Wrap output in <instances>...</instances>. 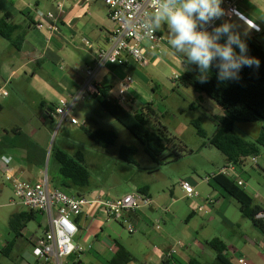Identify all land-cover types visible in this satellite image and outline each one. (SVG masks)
I'll list each match as a JSON object with an SVG mask.
<instances>
[{
  "label": "rangeland",
  "instance_id": "obj_1",
  "mask_svg": "<svg viewBox=\"0 0 264 264\" xmlns=\"http://www.w3.org/2000/svg\"><path fill=\"white\" fill-rule=\"evenodd\" d=\"M147 73L154 76V84L159 86L154 96L158 122L166 127L168 135L175 138V142L181 146L170 148L164 155L163 166L153 163L140 142L92 98L83 106V101L74 106L72 117L80 123L79 126H74L70 119L60 124L36 118V112L24 90L15 85L6 88V92L14 98L15 105L11 109L8 107L5 111H0V140H14L15 143L10 148L3 149L0 146V264H52L36 258L32 244V239L42 236L48 226L44 216L38 215L18 238L10 229L12 215L27 209L18 203L13 184L6 179L2 158L11 157V167L23 169L22 172L31 169L32 173L24 175V180L37 181L38 178L47 176L52 184L53 179L59 175V165L51 157L53 146L70 156H74L76 151L85 154L86 165L91 174V185L85 193H95L90 196L105 195L110 200H119L126 195L138 194L140 189L148 187L154 201L174 214L172 223L160 221L162 230L175 236L174 244L181 242L192 248L195 253L193 257L205 264L213 263L216 257V253L205 246L208 241L215 238L223 240L230 248L228 258L233 264H239V255L234 256L233 249L236 252L243 248L250 250L256 246V241L264 238L253 223L242 216L237 201L207 182V178L217 174L227 162L217 149L203 146L207 141L197 135L193 122L201 120L202 128L210 138L217 130L223 111L213 101L205 98L201 100L192 89L178 87L174 79L181 72L173 75L169 68L157 70L149 66L144 70L140 69L138 76L143 77ZM135 109L136 107L131 112ZM84 124L89 129L115 131L118 134L116 145L108 149L98 147L84 133ZM14 129L21 135L14 132ZM33 130L36 133L33 134ZM261 130V123L235 127V132L247 141H254ZM32 143L40 153L36 151V156L26 161L22 147L30 149ZM122 145H134L138 148L137 165H129L119 159L118 151ZM253 158L254 156L247 158L236 168L245 182V186L241 188L255 199V203L261 204L264 203V148L256 157L257 163ZM184 183L196 188L200 197L188 198L182 187ZM61 189L66 193L72 191ZM209 197L218 201L214 208L206 207L205 199ZM199 207L204 209L203 212L198 211ZM153 230L156 231L155 228ZM126 234L130 236L128 232ZM139 235L143 234L140 232ZM78 238L79 236L74 239V243ZM13 241L15 246L7 256L3 250ZM194 242L204 246V251L190 247ZM78 255L82 259L92 258L90 254ZM255 261L257 264H264V255H259ZM247 264L251 263L247 261Z\"/></svg>",
  "mask_w": 264,
  "mask_h": 264
},
{
  "label": "crops",
  "instance_id": "obj_2",
  "mask_svg": "<svg viewBox=\"0 0 264 264\" xmlns=\"http://www.w3.org/2000/svg\"><path fill=\"white\" fill-rule=\"evenodd\" d=\"M237 7L247 21L234 17L231 20H220L217 26L227 21L233 24V30L245 42H255L264 47V0H240ZM7 14L21 27L15 38L18 39L25 32L27 35L21 50H16L0 36L1 112L15 105L14 98L6 92V88L15 85L24 90L36 112V118L59 123L55 110L63 102L75 106L83 101V106L90 98L94 99L97 88L106 86L112 87L109 99L117 100L122 95L123 83L129 76L133 78V83L124 95L133 102L132 107H136V112L145 105L154 103L153 88H159L154 84L152 74L139 77L140 69L144 70L149 66L157 70L169 68L173 75L179 72L183 75L188 70L189 64L184 63L183 55L176 53L168 43L170 37L166 25L158 31L165 42L157 54H149L150 64L147 67H138L132 63L123 66L106 63L103 67H98V51L109 47L110 35L115 29L101 0H0V18ZM41 23L43 27L38 28L37 25ZM219 42L224 43V39ZM236 51L239 52V49ZM91 71L92 75L89 74ZM3 92L8 95L2 96ZM83 127L87 128L85 124ZM32 133H36V130ZM14 143V140H0L3 149L14 147ZM22 149L25 150L26 161L35 157L36 151L39 152L38 148L33 147ZM13 168L22 179L24 175L32 173L31 169L22 172L23 169ZM41 179L38 178L37 181ZM70 192L77 195L73 190ZM91 194L95 193H85L84 196ZM145 195L153 201L152 207L125 214L137 230L133 235L122 223L110 221L105 210L98 206L86 208L83 216L75 220L79 228L76 236L79 238L75 244L84 249L81 254L92 255V258L82 259L77 254L83 264H110L117 257L119 246H123L133 256L134 261L129 264H164L169 260L175 236L162 230L160 221L172 223L174 214H167L166 207L154 201L149 191ZM258 205L264 207V203ZM140 232L143 235H139ZM34 239L35 237L32 240ZM256 242V246L250 250L243 248L236 252L233 249L234 256L237 254L239 260L245 259L251 264H257L255 260L259 255H264V238ZM184 246L176 251L174 262L187 264L196 258L193 257L195 253L192 248ZM190 247L196 248L195 250L205 249L196 242ZM66 263L71 264L70 259Z\"/></svg>",
  "mask_w": 264,
  "mask_h": 264
},
{
  "label": "trees",
  "instance_id": "obj_3",
  "mask_svg": "<svg viewBox=\"0 0 264 264\" xmlns=\"http://www.w3.org/2000/svg\"><path fill=\"white\" fill-rule=\"evenodd\" d=\"M21 27L15 24L10 14L0 18V36L9 41L16 50H21L27 32L18 39L15 35L20 32ZM248 45V55L260 60V67L242 68L239 81H218V70L213 67L210 71L208 82L199 83V70L196 65H189L188 70L180 76L178 87L192 89L200 96V99L213 101L223 111L215 134L208 138L202 128L201 120L193 122L197 135L206 140L204 147L217 149L225 157L227 164L236 166L242 165L249 157H257L264 148V47L255 42H246ZM94 99L100 107L120 123L144 148L145 154L158 166L165 164L164 155L171 147H181L175 142V138L168 135L166 127L158 122L157 109L154 103H150L140 108L136 112H131L121 106L117 100L109 99L112 87H99ZM156 94L157 89L153 88ZM129 99V98H128ZM133 104V102L129 99ZM133 108V107H132ZM261 123L262 130L254 141H247L235 132L236 125ZM159 125V126H158ZM86 136L98 147L108 149L116 145L118 134L113 130L103 128L88 129L83 128ZM20 132L14 130V132ZM32 147H37L31 144ZM37 154V153H36ZM138 148L134 145H122L118 151L119 159L129 165H137ZM51 157L59 165L58 178L53 179L55 188L73 190L78 196H84L85 190L90 188L91 174L86 165L85 156L82 151H78L74 156H70L64 150L53 146ZM209 185L214 189L233 198L239 203L242 216L250 220L264 235V221L257 219V216L264 211V207L255 203V200L237 183L222 175L211 177ZM148 187L139 190L140 194L148 193ZM40 215L37 212L27 210L19 211L12 215L10 219V229L16 234V238L22 236V232L27 225L35 221ZM192 217V215H190ZM15 246V241L10 242L3 253L9 255ZM205 246L216 253V257L211 264H233L228 258V246L226 243L215 238L205 243ZM76 254L70 256L71 264H83ZM134 261L133 256L123 247L119 246L117 257L110 264H129ZM174 257L164 264H183L174 262ZM39 264V262H37ZM187 264H205L198 259H191Z\"/></svg>",
  "mask_w": 264,
  "mask_h": 264
},
{
  "label": "built area",
  "instance_id": "obj_4",
  "mask_svg": "<svg viewBox=\"0 0 264 264\" xmlns=\"http://www.w3.org/2000/svg\"><path fill=\"white\" fill-rule=\"evenodd\" d=\"M107 10L110 20L115 25V29L110 35L109 47L98 51L97 65L103 67L106 63L123 66L134 64L138 67H147L150 64L149 54H157L165 42V38L157 31L153 38H148L140 29L143 19L152 11L148 6V0H101ZM240 0H222V7L226 10V15L222 19L231 20L234 17L247 21L239 12L237 3ZM220 20L214 21L213 25L217 26ZM42 28L43 24H38ZM258 29L257 27H255ZM92 75V71L89 72ZM181 75L175 77V81ZM133 78L129 76L123 83L122 95L117 99L118 103L132 110V103L124 95L131 87ZM6 92L2 96L6 97ZM74 104L63 102L55 110V115L59 123L70 119L74 125H79V121L72 117ZM4 174L6 179L13 184L14 194L18 203L25 209L31 210L44 216L48 221V226L42 236L35 237L32 240L34 255L38 259L45 260L52 264H67L64 262L74 254H81L84 249L74 243V239L79 233V228L75 220L85 213L88 207L98 206L105 210L110 221L122 223L126 226L128 232L133 235L137 232L135 227L130 224L125 214L136 213L142 208L153 206L151 198L144 194L126 195L119 200H110L105 195L87 197L78 196L64 192L62 189L55 188L46 176L38 181L24 180L17 175L14 168L11 167L12 158L3 157ZM253 161L257 163V158ZM234 180L238 186L244 187L245 182L240 178L236 165L227 164L217 174ZM214 176V175H212ZM211 176V177H212ZM211 177L207 178L210 182ZM188 198H198L200 195L196 188L189 184L182 185ZM206 207L214 208L218 201L214 198H206ZM13 204H16L13 202ZM199 207L198 211L203 212ZM169 213L168 208L165 209ZM257 219L264 221V211L257 216ZM159 229V227H158ZM185 247L178 242L173 245L169 251V260L172 259L178 249ZM239 264H247L245 259H240Z\"/></svg>",
  "mask_w": 264,
  "mask_h": 264
},
{
  "label": "clouds",
  "instance_id": "obj_5",
  "mask_svg": "<svg viewBox=\"0 0 264 264\" xmlns=\"http://www.w3.org/2000/svg\"><path fill=\"white\" fill-rule=\"evenodd\" d=\"M221 5L222 0H148L152 11L139 27L146 37L153 38L166 25L168 43L183 55L184 63L197 66L199 83L208 82L213 67L218 70V81H239L242 68L258 69L260 60L248 55V45L233 30V24L225 21L211 32L207 30L226 15Z\"/></svg>",
  "mask_w": 264,
  "mask_h": 264
}]
</instances>
